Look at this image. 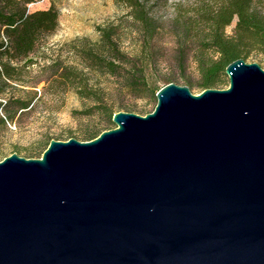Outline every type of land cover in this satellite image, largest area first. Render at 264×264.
<instances>
[{
	"label": "water",
	"instance_id": "obj_1",
	"mask_svg": "<svg viewBox=\"0 0 264 264\" xmlns=\"http://www.w3.org/2000/svg\"><path fill=\"white\" fill-rule=\"evenodd\" d=\"M0 161V264H264V68Z\"/></svg>",
	"mask_w": 264,
	"mask_h": 264
},
{
	"label": "trees",
	"instance_id": "obj_2",
	"mask_svg": "<svg viewBox=\"0 0 264 264\" xmlns=\"http://www.w3.org/2000/svg\"><path fill=\"white\" fill-rule=\"evenodd\" d=\"M28 2L0 0V113L4 111L0 115V126H7L20 110L31 107V100L7 96L8 89L12 81L22 80L23 69L33 62L31 53L57 30L60 23L59 11L54 6L31 11ZM138 19L143 32L140 52L133 55L125 52L115 40L116 28L99 25L97 40L84 37L76 46L78 61H53V75L46 79V86L73 92L94 101L100 108V88L90 86L89 75L102 69L119 78L121 94L156 98L159 89L175 78L162 75L150 78V73L157 72L167 58L152 47L156 25L144 13H140ZM234 21V29L228 33L227 27ZM175 23L181 30L173 57L175 65L180 72H186L187 62L191 60L202 91L228 85L226 67L234 60L244 58L247 61L254 53H264V0L204 1L185 9L176 16ZM89 109L82 112L88 113ZM115 112L112 108L105 109L108 120L113 123ZM102 132L90 131L89 139Z\"/></svg>",
	"mask_w": 264,
	"mask_h": 264
},
{
	"label": "rangeland",
	"instance_id": "obj_3",
	"mask_svg": "<svg viewBox=\"0 0 264 264\" xmlns=\"http://www.w3.org/2000/svg\"><path fill=\"white\" fill-rule=\"evenodd\" d=\"M204 1L213 0H29L27 5L31 11L54 6L59 11L60 23L31 53L33 62L23 69L22 80L12 81L8 89L7 96L31 100V107L20 110L7 126H0V161L15 152L26 158H40L53 139L88 141L90 131L117 127L108 120L106 108L140 115L154 111L157 97L121 94L119 78L102 69L89 75L90 86L100 88V108L94 101L73 92L46 86V79L53 75V61H78L76 46L84 37L97 40L99 25L115 27L114 37L119 47L133 55L141 50L143 32L138 17L144 13L157 27L152 47L167 58L157 72L150 73V78L174 76L173 82L188 85L194 94L202 92L197 85L199 75L195 64L189 60L186 72H180L173 57L181 34L175 23L176 16ZM235 23L227 27L228 33H232ZM247 62H256L264 68V53H254ZM228 86L229 83L219 88ZM87 107L89 114L82 112ZM3 114L4 111L0 113Z\"/></svg>",
	"mask_w": 264,
	"mask_h": 264
}]
</instances>
